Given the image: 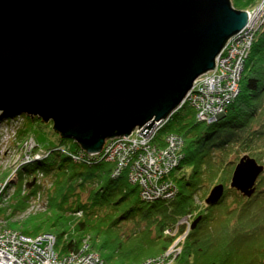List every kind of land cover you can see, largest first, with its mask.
<instances>
[{"label": "water", "instance_id": "water-1", "mask_svg": "<svg viewBox=\"0 0 264 264\" xmlns=\"http://www.w3.org/2000/svg\"><path fill=\"white\" fill-rule=\"evenodd\" d=\"M249 17L232 0H0V119L52 122L94 154L136 128L145 137L215 68ZM263 171L245 155L231 187L252 197ZM224 192L215 185L205 203Z\"/></svg>", "mask_w": 264, "mask_h": 264}, {"label": "trees", "instance_id": "trees-1", "mask_svg": "<svg viewBox=\"0 0 264 264\" xmlns=\"http://www.w3.org/2000/svg\"><path fill=\"white\" fill-rule=\"evenodd\" d=\"M260 1L232 0L241 10ZM225 114L215 122H201L184 102L157 130L153 141L158 145H164L171 133L184 138L183 157L169 175L177 188L170 198L143 200L139 186L130 183L126 173L113 175L114 163L75 160L72 155L82 148L73 140L61 138L64 146L48 150L37 142L35 151L45 155L21 169L51 175L48 211L9 222L8 227L28 236L52 233L61 255L78 253L88 245L86 251L98 252L108 264H144L168 250L177 235H167L166 230L190 216L192 225L199 221L189 230L176 264H264V175L249 198L230 186L237 163L232 153L236 160L249 153L264 161V26L245 63L240 92ZM225 170H230L229 178L222 177ZM218 182L225 184L220 201L197 204L200 189L208 186V195ZM26 197L17 193L9 206L12 214L27 208ZM6 210L0 207V214ZM184 227L179 224L180 234Z\"/></svg>", "mask_w": 264, "mask_h": 264}, {"label": "built area", "instance_id": "built-area-1", "mask_svg": "<svg viewBox=\"0 0 264 264\" xmlns=\"http://www.w3.org/2000/svg\"><path fill=\"white\" fill-rule=\"evenodd\" d=\"M248 14L250 16L248 24L242 32L227 41L216 58L215 68L197 78L188 93L185 102L195 110L198 121L205 123L217 121L226 113L240 92L245 63L251 54L257 32L264 26V0L251 11L248 10ZM16 117L0 122L7 125L4 133L10 134L11 129L9 130L8 125H11L10 122ZM162 124L154 126L145 137L141 133L143 128H136L127 137L124 135L110 138L99 154L88 153L82 149L80 154L72 156L75 160L104 159L114 163L113 175L126 173L129 181L139 186L140 197L143 200L170 198L177 193V188L169 175L177 168L183 157L181 149L184 139L176 133H171L166 136L164 145L154 144V136ZM1 137L2 134H0L2 140ZM26 141V153L16 171L41 157V151L35 154L36 139L30 135ZM2 193L0 189V195ZM37 200V198L27 200L32 205L28 206L26 213L29 212L27 210L46 209L48 205H38ZM6 222L0 218V264H108L98 252L86 251L88 245L85 246V250L78 253L61 255L56 250L57 241L52 233L28 236L18 230L7 228ZM180 223L188 224L187 217ZM172 230L168 232L172 234ZM186 233L187 231L179 235L165 253L148 259L144 264H176V255L182 250V240Z\"/></svg>", "mask_w": 264, "mask_h": 264}, {"label": "rangeland", "instance_id": "rangeland-1", "mask_svg": "<svg viewBox=\"0 0 264 264\" xmlns=\"http://www.w3.org/2000/svg\"><path fill=\"white\" fill-rule=\"evenodd\" d=\"M255 7L256 6L252 7L251 9H247V11L248 10L251 11ZM2 120L3 119H1L0 122ZM10 123H12L11 125H8L9 130L11 129L10 134L4 133L6 130V129L4 130V128L7 125L0 124V134H2V137H1L2 140L0 139V189L3 191V193L0 195V207L7 209L6 213L0 214V218H3L7 221L6 222L7 228H9L8 227L9 222H12V221L23 222L26 219H28L30 216L36 215L42 211L44 212L48 211L47 210L48 208L46 207V209L42 208L40 211H37L36 209H34L33 211L27 210L29 212L26 213L25 212L26 209H25L22 212L18 211L16 212V214H12L13 210L9 208L10 204L14 203L15 196L17 195L19 191L21 192V197L27 196L26 200L37 198L38 205L39 204H42V205L49 204V198H48L49 189L52 187L51 185L53 184L52 183L53 179L51 175L41 172L36 169L33 171L24 170V169H21L22 167L16 171V168L21 164L22 158L24 157L26 153L25 151L26 142H27L26 140L30 138V133L33 134V136L36 138L38 144L40 145V147H42L43 150L54 149L55 147L59 145L64 146L66 143V142L62 143L60 141L61 136L57 132L54 131L52 122L46 123L40 118L32 117L31 115L27 113H22L21 115H18V117H16L13 120V122H10ZM165 140H166V137H165ZM154 144H156V142H154ZM29 145L30 144L28 142L27 147H29ZM183 148H184V144L182 146L181 153L183 151ZM35 154H36V151H35ZM40 155L43 156L45 155V153L40 152ZM235 155H236L235 153H232L231 155L232 159H234L237 162L236 164L233 165L234 168L233 166H231V168H233L231 179H232L234 170L236 168V165L240 162V159L242 157H244L245 155H250L251 157L255 158L249 153H244V154H241V157H239L236 160ZM257 161L259 164L264 165V161L262 162H259V160ZM230 170L222 171V177L229 178L230 173H231ZM261 175H264V171L260 174V176ZM32 182H34V184L31 186L30 183ZM217 184H219V182ZM215 185H213L212 188ZM230 186H231V182H230ZM207 190H208V186H205L203 189H200L199 194H197V196L195 197L196 203L199 204L200 206L207 205L205 203V200L209 195V193L208 195H206ZM77 214L81 215L82 212L78 211ZM7 216L8 217L10 216L9 217L10 219H6ZM186 217L188 220V224L184 223V226H185L184 229L187 231V233L185 237L183 238L182 243H184V240L187 234L189 233V230L192 227V220L190 216H186ZM179 224L181 223L179 222L176 224V226H173L174 227L173 229L178 227ZM129 225L131 227L132 224L130 223ZM9 229H12V228H9ZM169 230L171 229L166 230L167 235L170 234L168 232ZM182 243L180 242L179 244L182 246ZM180 253L176 255V258L180 255Z\"/></svg>", "mask_w": 264, "mask_h": 264}, {"label": "bare ground", "instance_id": "bare-ground-1", "mask_svg": "<svg viewBox=\"0 0 264 264\" xmlns=\"http://www.w3.org/2000/svg\"><path fill=\"white\" fill-rule=\"evenodd\" d=\"M7 134V133H6ZM31 136H33V135H31ZM34 137V136H33ZM35 138V137H34ZM36 139V138H35ZM37 141V140H36ZM32 205V203L30 202V201H28L27 202V208H28V206H31ZM48 207V206H47ZM26 208V209H27ZM42 212H44V211H42ZM184 225V224H183ZM186 231V230H185ZM184 231V232H185ZM180 234V230H179V226L178 227H176L175 229H173V231H172V234H169V235H177V237H178V235Z\"/></svg>", "mask_w": 264, "mask_h": 264}]
</instances>
